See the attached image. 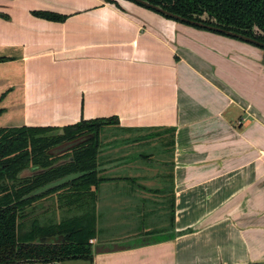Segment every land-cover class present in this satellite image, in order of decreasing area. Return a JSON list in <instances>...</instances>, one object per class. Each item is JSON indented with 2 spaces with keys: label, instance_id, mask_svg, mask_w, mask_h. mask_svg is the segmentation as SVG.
<instances>
[{
  "label": "crops",
  "instance_id": "crops-1",
  "mask_svg": "<svg viewBox=\"0 0 264 264\" xmlns=\"http://www.w3.org/2000/svg\"><path fill=\"white\" fill-rule=\"evenodd\" d=\"M128 1L0 0V128L174 130L164 162L104 141L94 259L60 264H264V51Z\"/></svg>",
  "mask_w": 264,
  "mask_h": 264
},
{
  "label": "trees",
  "instance_id": "trees-1",
  "mask_svg": "<svg viewBox=\"0 0 264 264\" xmlns=\"http://www.w3.org/2000/svg\"><path fill=\"white\" fill-rule=\"evenodd\" d=\"M105 1L119 6L116 0ZM130 1L169 19L237 38L264 50V0H145L181 18L141 1ZM36 14L48 19H65L63 15L47 11ZM118 124L117 117H110L83 119L64 128H0V264L93 261L96 250L90 240L95 235L97 220L93 208L101 183L108 179L100 175L103 159L100 154L105 147L102 136L107 127ZM62 147L65 152L58 153ZM68 152L74 153L73 158L59 164ZM142 153L148 159V154ZM28 169L45 171L23 177L22 173ZM64 188L68 192L59 196L61 206L74 204L79 212L70 215L73 209L68 207L69 214L60 221L41 223L34 219L31 230L22 233L25 219L43 206L40 202ZM86 206L91 208L90 212ZM171 214L174 219V199ZM59 235L64 236L63 242H38L41 237ZM170 237L161 235L158 241Z\"/></svg>",
  "mask_w": 264,
  "mask_h": 264
},
{
  "label": "rangeland",
  "instance_id": "rangeland-1",
  "mask_svg": "<svg viewBox=\"0 0 264 264\" xmlns=\"http://www.w3.org/2000/svg\"><path fill=\"white\" fill-rule=\"evenodd\" d=\"M116 1L119 4L122 1L129 2L128 0H116ZM234 39H237V38H234ZM237 40H239V39H237ZM254 46H256V45H254ZM127 129L128 128H121L119 124L118 125H110L109 129L106 130V132H104V134L102 136V138L104 139L103 141L115 142V140H121L120 143H122V140H125V139L140 138L139 140L130 142L129 145L125 144V145H127V146H125V148H127V149L130 148L131 153L144 151L146 154H148V158L149 159L152 158L153 161L164 162V161L172 159V155H170V154H172L174 152L175 140H174V133L170 129H165V128H163V129L162 128H137V129H133V130H127ZM119 150L115 149V150H113V152H114L113 153L112 151H109V150L105 151V148H104L100 155L105 156V157L115 158V157L120 155ZM116 152H118L117 155H116ZM73 154H74L73 152L66 153L64 156H62L60 158L61 159L60 162L71 160L73 158ZM142 160H144V161L142 163H140V165L144 168V166H146L145 164H148V163H146L148 161L143 159V158H142ZM162 169H163V167H162ZM168 171L169 172L171 171L170 168L167 169V172ZM100 175L103 176L102 174H100ZM67 192H68L67 188H64V189L60 190L59 192L53 193L52 195H50L49 197H47L46 199L41 201L43 203L40 202V204H41V206L42 205L43 206L40 209H37L35 211V213H33L29 218L25 219L24 224L21 227V232L26 234L28 231H30L31 226H32L31 223L33 222L34 219H37L41 223H45V222L49 223L50 221H60L63 217H65L69 214V212L67 211L68 207H72V209H73L70 215H74V214L78 213L79 210L77 208V205L72 204L70 206L69 205H66V206L64 205V207L61 206L59 196L61 195V193L65 194ZM159 198L161 199L162 197H159ZM97 207H98V204L96 203V206L93 209L95 210L94 214L98 215L99 212L97 210ZM85 208H88V212H90L91 208H89L87 206ZM155 216H156V218H158V214H156ZM98 221L99 220H96V226L94 227L95 235L93 238H95L98 234V231H100L99 227H98V223H99ZM112 223L113 224L107 225L109 227V229L113 227V225L115 224V221ZM110 232H111V230H110ZM90 242H91V240H90Z\"/></svg>",
  "mask_w": 264,
  "mask_h": 264
},
{
  "label": "water",
  "instance_id": "water-1",
  "mask_svg": "<svg viewBox=\"0 0 264 264\" xmlns=\"http://www.w3.org/2000/svg\"><path fill=\"white\" fill-rule=\"evenodd\" d=\"M137 1H141V2H143L144 4H146L148 6L155 7L160 12H164V13H166L168 15L175 16L177 18H181L178 15H175V14L169 12V11H166L163 8L159 7V6H154V5L150 4L149 2H147L145 0H137ZM199 24H201V23H199ZM227 33L228 34H232V32H230V31H227ZM57 152L58 153H63V152H65V148L62 147V148L58 149ZM62 163H65V161H62L59 164H62ZM44 171H45L44 169H37V170L28 169V170H25L22 173V176L23 177L31 176V175H34V174L42 173ZM63 241H64V236L63 235H59V236H45V237H41V238L38 239V242H41V243H60V242H63Z\"/></svg>",
  "mask_w": 264,
  "mask_h": 264
},
{
  "label": "built area",
  "instance_id": "built-area-1",
  "mask_svg": "<svg viewBox=\"0 0 264 264\" xmlns=\"http://www.w3.org/2000/svg\"><path fill=\"white\" fill-rule=\"evenodd\" d=\"M91 242H93V240H91Z\"/></svg>",
  "mask_w": 264,
  "mask_h": 264
}]
</instances>
